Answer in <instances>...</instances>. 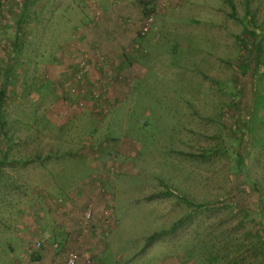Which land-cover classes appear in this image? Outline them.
<instances>
[{
    "label": "rangeland",
    "instance_id": "rangeland-1",
    "mask_svg": "<svg viewBox=\"0 0 264 264\" xmlns=\"http://www.w3.org/2000/svg\"><path fill=\"white\" fill-rule=\"evenodd\" d=\"M132 1L0 0V264H264V0ZM108 3L125 45L82 39ZM44 82L67 129L18 118Z\"/></svg>",
    "mask_w": 264,
    "mask_h": 264
},
{
    "label": "crops",
    "instance_id": "crops-1",
    "mask_svg": "<svg viewBox=\"0 0 264 264\" xmlns=\"http://www.w3.org/2000/svg\"><path fill=\"white\" fill-rule=\"evenodd\" d=\"M142 1L143 3L145 2L144 0ZM112 5L113 4L108 3L109 8L106 7L104 9V10H108L105 13L106 19L103 20L101 22V25L98 26V30L95 29L97 31H95L93 35H92L93 31L89 32V34L87 36H83L82 39H88L89 41H91V39H94L96 41L106 40V44L104 46L111 47V48H112V45L109 43H111L112 40L114 41V39L117 40L116 42H112V44L115 47L117 45L122 46V45L127 44L128 42L127 39H129L132 36L131 33H132V30L134 29V25H132L131 22H128L129 19H126V21L118 23V21L115 20V18L117 17L116 13L119 10H117L116 8H111ZM116 5L123 6L122 8L123 15H129L132 13L131 11H135V13L138 12L137 8L135 9L132 8V5H133L132 0H124V1L120 0V3ZM68 11L70 14V9ZM69 14L67 12L66 14L59 13L58 15H55L53 19L54 21H61L64 23L62 25L63 28H66V30H68L66 37L70 36L71 33H73L72 31L74 30L72 28H67V27L74 25V23L76 22V18H73ZM120 14L122 13L120 12ZM56 16H58V18H56ZM138 16L139 14H135V16L131 19L133 23L139 18ZM81 19L82 17H80L79 21ZM84 20L86 19L84 18ZM57 33H60L59 28H57ZM111 52L118 53L114 49ZM60 85L61 84H59V82H53L52 85L51 83L47 84L45 82L40 83L39 85L37 83L36 85L37 93L35 95H26V96L22 95L18 101L14 99L12 101L13 103L21 102L22 104L26 105L24 110L19 113L18 118H22L23 120H25V118H28V117L34 118L35 119V124L33 127L34 129H67V127H69L68 126L70 123L69 121L73 120V117L69 118L72 112L71 109L73 107L69 108L70 104H65V102L62 103L60 99V95H61ZM122 100H118V101H122ZM2 104H4V102ZM79 105L84 107L80 102H79ZM2 107L3 108H1L0 106V112H2L3 109H5V113L9 112L5 106L2 105ZM10 107H13V106L10 105L9 108ZM58 113H64V116H60L58 118L56 117ZM2 116L3 115H1V118ZM68 118H69V121H68ZM29 129H32V128L29 126ZM46 156H48V153L46 154ZM47 184L52 185L49 183ZM39 187L41 188L42 191H44V187L42 185H39ZM79 190H82V191L85 190V191L82 192L79 198L78 197H75L74 199L72 198L70 202L67 203V205H70L71 207L73 206L74 208L80 207V209H84L83 207L89 205V202L90 204H92V200H94L95 202L102 201L99 197H97V195L89 193L90 191H89V188L87 187L79 188ZM72 230H73V227H72ZM17 256L18 254H15V253L9 254V257H11L12 259H15ZM13 264H16V262H14Z\"/></svg>",
    "mask_w": 264,
    "mask_h": 264
},
{
    "label": "trees",
    "instance_id": "trees-1",
    "mask_svg": "<svg viewBox=\"0 0 264 264\" xmlns=\"http://www.w3.org/2000/svg\"><path fill=\"white\" fill-rule=\"evenodd\" d=\"M24 8H25L24 6L21 7V9H24ZM144 13H145V15H148L150 13V11L148 9H144ZM19 16H18V20L16 21V25H15L16 28L14 29L15 31L13 30L15 32L14 33V37H13V46L16 44V42H18L20 40V36H21V35L19 36V32H20V29H21V27H20V17L21 16L20 17ZM0 99H1V94H0ZM181 222H182V219L179 220V221H177L171 228L162 231V233L172 232L175 229L176 226H178L179 224H181ZM160 233L161 232L154 233L152 235V237H150V238L153 239L155 237H158L160 235Z\"/></svg>",
    "mask_w": 264,
    "mask_h": 264
},
{
    "label": "built area",
    "instance_id": "built-area-1",
    "mask_svg": "<svg viewBox=\"0 0 264 264\" xmlns=\"http://www.w3.org/2000/svg\"><path fill=\"white\" fill-rule=\"evenodd\" d=\"M152 14H148L145 16L144 20H143V23H142V28H141V35L145 34L151 23H152ZM76 259H77V255L74 254V253H70L68 256H67V259L65 261V264H75L76 262Z\"/></svg>",
    "mask_w": 264,
    "mask_h": 264
}]
</instances>
